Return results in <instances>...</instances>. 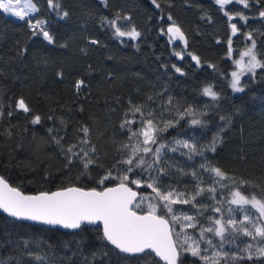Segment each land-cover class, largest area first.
I'll use <instances>...</instances> for the list:
<instances>
[{"label":"trees","instance_id":"trees-1","mask_svg":"<svg viewBox=\"0 0 264 264\" xmlns=\"http://www.w3.org/2000/svg\"><path fill=\"white\" fill-rule=\"evenodd\" d=\"M34 2L39 8L35 18L48 20L46 31L53 37L52 43L38 29L34 35L25 21L0 12L1 176L24 192L50 191L67 185L103 188L117 183L118 179L105 181L104 185L98 181L119 158L117 149L128 143L127 133L120 124L129 111V101L144 103L151 96L154 100L149 103L157 108L171 97L173 106L170 114L165 113L166 117L178 118L177 109L183 112L186 108H191L195 116H185L175 128L162 133L164 142L191 138L207 146L213 134H218L220 142L214 153H205L207 160L234 178L237 185L247 181L248 186L242 189L244 194H255L258 198L264 195V69L257 68L254 77L249 74L241 78L245 91L235 92L230 87L233 61L250 42L249 33L256 41L258 59L264 60L261 55L264 18L259 16L264 11V0H249V8L233 3L224 10L215 0H156L155 3L152 0H54L61 5L59 9H50L47 0ZM225 10L234 19L229 20ZM64 12L68 13L66 17ZM118 17L122 31L135 28L140 35L117 36L108 21ZM171 22L183 30L184 43L171 38L166 31ZM232 24L238 29L235 35ZM229 38L233 49L231 59ZM81 80L84 83L77 90L75 85ZM206 87L217 93L216 100L203 94ZM20 99L29 108L28 113L16 107ZM8 112L13 115L8 116ZM35 116L41 118L39 124L31 123ZM221 116L230 117L231 123L225 124ZM193 118L202 120L203 125H191ZM82 125L91 129V142L99 155L98 164L90 166L84 174L79 164L66 168L64 156L51 141V135H56L65 137L62 141L65 145L75 143ZM48 129L59 131L49 134ZM164 160L167 164L162 166L168 175L162 177L163 185L181 192L187 186L194 191L191 176L181 174L178 169L186 172L194 167L198 169L203 158L188 160L178 151L167 152ZM112 175H117L116 170ZM130 179L143 182L147 176L130 174ZM204 180L203 186L207 187L211 183L207 173ZM131 186L138 189L139 195L154 196L151 189ZM223 191L218 187L221 194L217 200H224ZM207 196L205 193L197 199L222 207L223 212L212 213L209 208L205 215L227 218V202L216 204ZM147 202L137 210H147ZM231 207L237 209L236 205ZM174 208L190 215L196 213L191 205L177 204ZM234 216L240 220L243 213L237 209ZM175 230L180 231V226L176 225ZM187 231L195 236L199 234L193 229ZM180 239L183 240V235ZM249 241L250 238L241 236L237 243L243 247ZM229 249L235 250V245L226 244L225 250ZM37 255L42 259H35ZM185 256V264H202L189 254ZM0 262L164 264L150 251L139 255L119 252L103 239L98 226L83 225L76 231H66L16 220L1 212ZM241 264H264V257L244 260Z\"/></svg>","mask_w":264,"mask_h":264},{"label":"snow or ice","instance_id":"snow-or-ice-1","mask_svg":"<svg viewBox=\"0 0 264 264\" xmlns=\"http://www.w3.org/2000/svg\"><path fill=\"white\" fill-rule=\"evenodd\" d=\"M152 2L155 3L156 0ZM215 3L221 10L233 3L243 4L244 8L250 7L249 0H215ZM47 4L50 9L61 7L54 0H47ZM0 12L25 21L29 28L33 29L34 35L35 30L39 29L45 40L49 43L53 42V37L44 30V22L35 19L39 8L34 0H23V3L22 0H0ZM67 15V12L63 13V16ZM224 15L228 16L229 20L234 19L227 10L224 11ZM259 16L264 18V11H260ZM241 18L247 19L242 15ZM118 19L119 17L108 21L115 28L117 36L127 35L136 38L140 35L135 28L128 32L122 31L118 26ZM171 19L169 16V20ZM167 31L171 34V38L184 40V35L178 26H170ZM231 31L233 35L237 33L236 24L231 25ZM247 39L251 41V47L240 53L239 59L233 61L237 70L231 72L230 87L235 92L245 91V86L241 83L242 77L249 74L254 77L257 68L264 69V60L257 58L256 41L250 33ZM92 43L97 42L92 41ZM231 44L229 38V59L232 58L233 52ZM245 57L248 59L245 60ZM192 59L199 63L197 57L193 56ZM83 83L82 80L77 81L76 89L79 90ZM203 94L213 100L218 98L212 87L204 88ZM160 95L163 96L162 93ZM153 100L154 98L149 96L144 103L133 104L129 101V111L125 113V118L120 124V128L127 133L128 143H122L117 149L120 153L119 158L98 181L100 185H104L105 181L118 179L119 183L114 187H104L102 190L92 188L85 191L80 187L71 186L55 192L25 195L0 177V210L12 217L47 225H61L68 229H81L83 224L100 222L103 225V239L121 252L145 253L146 250H151L165 261V264H185V254L197 258L202 264H241L244 260L251 261L254 257L255 259L264 257V195L258 198L255 194H244L242 189L248 186L247 181H240L237 185L234 178L229 177L220 167L212 165L207 160L205 153H214L216 145L220 142L218 134H213L207 146L193 142L191 138L164 142L162 133L169 128H175L185 116H195V113L191 108H186L183 112L177 109L178 118L171 115L166 117L165 113H171L172 98L168 97L166 101L158 104L157 108H152L149 103ZM16 107L24 113L30 111L23 99L18 101ZM2 115L3 113L0 112V116ZM12 115V112H8V116ZM220 120L225 124L231 123L230 117L227 116H221ZM40 122L39 116L31 120L32 124ZM203 123L196 118L190 120L193 126ZM133 125L137 127L134 128ZM54 131L58 132L59 129H48L49 134ZM64 139L63 136L51 135V141L56 144L65 158L66 168L79 164L84 174L90 166L98 164V150L91 142V129L88 126H81L75 143L65 145L62 143ZM178 151L188 160L203 158L198 169L194 167L191 172H186L183 168L178 169L181 174L191 176L194 181V191H190L185 186V191L181 192L171 185L165 187L162 183V177L168 175L166 168L162 166L167 164L164 155L167 152ZM113 170H116V176L112 175ZM204 173L208 174V180L211 182L207 187L203 186ZM130 174L146 175L147 179L143 182L141 179H130ZM129 184L151 189L154 196L138 195ZM217 186L224 190L223 201L217 200V195L221 194ZM205 193L208 194L207 199L216 201V204L227 202L229 205L227 218L224 215L219 218L212 214L205 215L209 208L212 213L223 212L222 207L205 204L203 200L197 199L204 197ZM145 200L148 201L147 211L138 212L137 209H141ZM177 204L191 205L196 209V213L190 215L175 209L174 205ZM231 205H236L243 213L242 219L235 218L234 213L237 209L232 208ZM247 205L251 207H244ZM201 218L207 223H203ZM176 225L180 226V231L175 230ZM187 229L198 231V236L189 233ZM181 235L183 240L180 239ZM241 236L250 238L243 247L237 243ZM23 243L25 247L28 246L27 240ZM226 244L235 245V250H225ZM35 259L41 260L42 257L37 255Z\"/></svg>","mask_w":264,"mask_h":264},{"label":"water","instance_id":"water-1","mask_svg":"<svg viewBox=\"0 0 264 264\" xmlns=\"http://www.w3.org/2000/svg\"><path fill=\"white\" fill-rule=\"evenodd\" d=\"M232 16H234V15H232ZM178 26L180 29H181V27L177 24V23H175V22H171V23H169L167 26H166V31L168 30V28L170 27V26ZM168 32V31H167ZM181 32L183 33V35H184V40H181V42H185V34H184V32H183V30L181 29ZM170 34V33H169ZM0 177H3V176H1L0 175ZM4 178V177H3ZM5 179V178H4ZM6 181H7V183L11 186V187H16V188H18L17 186H14V185H12L7 179H5ZM119 182H117V183H114V184H110V185H107V186H104V187H114L116 184H118ZM71 186H75V187H80V188H82V189H84L85 191H87V190H90V189H92V188H95V187H90V188H85V187H81V186H78V185H67V186H64V187H60V188H56V189H53V190H50V191H47V190H42V191H38V192H24V191H22L20 188H18L21 192H23L25 195H36V194H38V193H40V192H55V191H58V190H62V189H64V188H66V187H71ZM103 187V188H104ZM129 187H131L134 191H137V193H138V195H139V191H138V189L137 188H135V187H133V186H131V184H129ZM103 188H96L97 190H102ZM138 211V210H137ZM147 210H144V211H138V212H146ZM0 212L1 213H3V214H5V215H7V216H9L7 213H4L2 210H0ZM9 217H11V218H14V219H16V220H21V221H24V222H28V223H33V224H38V225H42V226H46V227H52V228H59V229H62V230H66V231H76V230H78V229H68V228H64L63 226H61V225H47V224H42V223H39V222H36V221H31V220H27V219H21V218H16V217H12V216H9ZM83 225H91V226H98V227H100L101 228V231H102V234H103V225H102V223H100V222H97L96 224H83ZM82 225V226H83ZM112 246H114V245H112ZM115 247V246H114ZM117 249V248H116ZM119 252H121L119 249H117ZM146 251H150L151 252V250H146ZM123 253V252H122ZM153 253V255L157 258V259H159L162 263H164L165 264V261H163L160 257H158V256H156L155 255V253L154 252H152ZM125 254H127V255H139V254H141V253H125Z\"/></svg>","mask_w":264,"mask_h":264},{"label":"rangeland","instance_id":"rangeland-1","mask_svg":"<svg viewBox=\"0 0 264 264\" xmlns=\"http://www.w3.org/2000/svg\"><path fill=\"white\" fill-rule=\"evenodd\" d=\"M22 3H23V0H22ZM39 18H43V17H39ZM248 47H251V41L246 45V47L243 49L242 52L246 51ZM239 58H240V56H239L238 58H236V59H239ZM257 58H258V57H257ZM236 59H235V60H236ZM247 59H248V58L245 57V60H247ZM235 70H237V68H236V65L233 63V69H232V71H235ZM232 71H231V72H232ZM176 139H180V138H176ZM171 141H173V140H171Z\"/></svg>","mask_w":264,"mask_h":264},{"label":"built area","instance_id":"built-area-1","mask_svg":"<svg viewBox=\"0 0 264 264\" xmlns=\"http://www.w3.org/2000/svg\"><path fill=\"white\" fill-rule=\"evenodd\" d=\"M35 19H39V20L43 21L44 22V24H43L44 30L47 29V27H48V20L47 19H45V18H39V17H37Z\"/></svg>","mask_w":264,"mask_h":264}]
</instances>
